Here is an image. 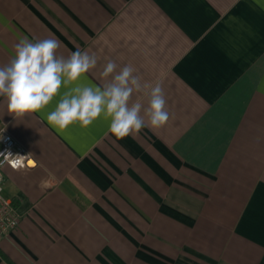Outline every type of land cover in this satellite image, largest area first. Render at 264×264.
Here are the masks:
<instances>
[{
	"label": "crops",
	"instance_id": "1",
	"mask_svg": "<svg viewBox=\"0 0 264 264\" xmlns=\"http://www.w3.org/2000/svg\"><path fill=\"white\" fill-rule=\"evenodd\" d=\"M24 38L97 63L22 118L0 96V131L32 154L4 169L21 223L0 264H264V0H0V67ZM110 60L140 78L142 116L161 84L166 124H51Z\"/></svg>",
	"mask_w": 264,
	"mask_h": 264
},
{
	"label": "clouds",
	"instance_id": "2",
	"mask_svg": "<svg viewBox=\"0 0 264 264\" xmlns=\"http://www.w3.org/2000/svg\"><path fill=\"white\" fill-rule=\"evenodd\" d=\"M58 41L44 39L35 43L21 39L15 47L10 64L0 67V96L7 101L8 113L15 118L35 113L45 108L57 96L62 84L77 81L84 73L96 66L95 55L77 50L67 59L57 57ZM117 64L109 61L102 77H112L103 88L76 86L66 92L55 110L47 117L51 124L66 128L79 121L88 126L101 113L111 118L110 132L117 138L138 134L145 126L144 116L153 128L162 127L169 119L165 110L166 100L160 83L151 87L148 106L141 115L142 104L137 101L129 107L133 92L142 91L140 78L133 75L131 66L118 72ZM29 154L28 156H30ZM4 163H12L27 157L11 152L0 153Z\"/></svg>",
	"mask_w": 264,
	"mask_h": 264
},
{
	"label": "built area",
	"instance_id": "3",
	"mask_svg": "<svg viewBox=\"0 0 264 264\" xmlns=\"http://www.w3.org/2000/svg\"><path fill=\"white\" fill-rule=\"evenodd\" d=\"M11 152L13 155L27 156L20 158L12 163H4L0 166V243L2 240L10 237L15 232L21 223V215L18 212L13 200L6 198L3 195V189L6 181L4 169L6 166L12 169H23L30 166L32 154L15 138H13L6 129L0 131V153ZM31 154L30 156H28ZM4 158L0 157V161Z\"/></svg>",
	"mask_w": 264,
	"mask_h": 264
}]
</instances>
